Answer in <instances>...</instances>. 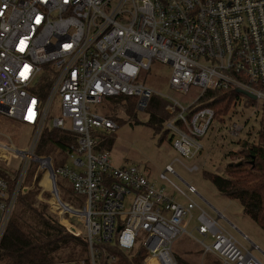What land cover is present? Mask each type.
Returning <instances> with one entry per match:
<instances>
[{
  "label": "built area",
  "instance_id": "obj_1",
  "mask_svg": "<svg viewBox=\"0 0 264 264\" xmlns=\"http://www.w3.org/2000/svg\"><path fill=\"white\" fill-rule=\"evenodd\" d=\"M154 63L170 67L177 93L198 88V100L185 107L145 85L143 73ZM214 88L255 96L240 94V104L262 100V109L264 0H0V126L18 123L31 134L21 148L0 129V249L20 199L39 184L62 217L81 223L88 243V259L51 264H179L175 243L194 236V220L205 256L262 264L253 255L258 247L244 250L218 220L204 211L194 216L195 204L164 196L140 169L114 166L111 153L97 147L96 133H113L118 124L96 107L127 97L145 112L156 96L167 103L165 129L175 151L197 158L215 121L201 102ZM47 129L75 138L57 167L61 150L37 154ZM242 131L230 129L236 138ZM167 173L175 174L173 165ZM59 178L81 198L76 207L63 202Z\"/></svg>",
  "mask_w": 264,
  "mask_h": 264
},
{
  "label": "rangeland",
  "instance_id": "obj_2",
  "mask_svg": "<svg viewBox=\"0 0 264 264\" xmlns=\"http://www.w3.org/2000/svg\"><path fill=\"white\" fill-rule=\"evenodd\" d=\"M151 69L150 72L143 73V77L146 80L145 85L155 93L164 96L166 99L176 100L185 107L198 100L200 91L196 87H192L187 95H181L172 89L169 83L171 75L169 66L154 63ZM262 104V100H258L255 106L250 107L245 106L244 103L240 104L235 108L234 114L230 116L226 123L222 124L214 121L212 129L201 141L204 145L203 152L193 160L180 157L169 141L171 139L170 134L165 138L163 134H157L154 129L150 128L148 126L149 116L146 113L137 112L139 123L136 125L134 122H130L128 115L119 107L120 111L116 116L120 127L114 134L115 142L110 152V161L116 167L135 166L140 169L154 187L163 192L164 196L173 198L176 202L178 201V203L184 205L189 202L195 204L197 211L202 209L213 219L218 220V225L233 237L241 248L248 251L251 249V245L258 247L260 252L255 251L253 255L259 262L264 264V230H261L250 217L243 214L240 203L223 197L205 177L206 174L224 176L225 168L238 161L234 155L241 151L238 141H244L247 137L253 142L256 140L260 129L259 121ZM95 109L104 114L109 112L108 109L106 110L102 106ZM58 114L59 112H57ZM234 126L243 129L237 138L233 137L230 132L231 127ZM18 128V125L15 126L8 121L3 122L0 126L1 130L11 134L16 145L27 148L31 138L30 131L23 126L20 129ZM229 154H233V156L228 157ZM56 155L57 151L52 154V156ZM177 158L181 159L184 164L174 163ZM170 165H173L177 175L167 173V168ZM187 166H196L198 172H189ZM44 186L50 188V178L45 180ZM190 186L196 189L197 193L195 195L189 194L188 187ZM36 187L40 188L41 191L36 197L35 204L37 206L40 203L48 204L55 216H58L59 222L63 226H69L66 218L61 215L62 211L51 206L52 193L48 190H42L39 184L30 192H34ZM58 188L62 200L65 198L74 207H76V203H80L81 198L74 196L67 180L59 178ZM46 194H51V199H46ZM18 209H16L13 216H16L19 212ZM193 215L196 216V212ZM80 224L76 223L77 226ZM196 224L197 221L194 220L188 226V232H191L194 235L193 237L187 234L175 243L174 250L177 257L189 264H218L219 261L212 254L205 256L203 249L200 248L198 240L202 238L194 230ZM207 242L210 244L212 241ZM11 263L12 258L9 257L6 260L4 258L3 264Z\"/></svg>",
  "mask_w": 264,
  "mask_h": 264
},
{
  "label": "trees",
  "instance_id": "obj_3",
  "mask_svg": "<svg viewBox=\"0 0 264 264\" xmlns=\"http://www.w3.org/2000/svg\"><path fill=\"white\" fill-rule=\"evenodd\" d=\"M241 100L242 97L235 90L214 88L206 92L201 103L203 107L214 110L215 121L224 124L234 114ZM137 102L135 98H109L104 105L106 110H109L106 116L112 118L119 128L116 115L120 107L128 115L130 122L137 125L139 123ZM244 104L247 107L255 106V102L251 100ZM166 106L164 100L154 96L144 112L149 116L148 126L157 134H163L165 138L169 134L165 124L170 118L165 111ZM17 125L20 129L21 125L18 123ZM259 126L254 142L248 137L244 141H238L241 151L234 154L238 161L225 168L224 176L206 174L205 177L223 197L240 203L243 214L264 230V105L260 113ZM114 134L115 132H97L98 150L111 152L115 142ZM169 141L172 143V138ZM74 143L75 138L72 136L47 129L43 131L39 140L37 154L48 156L61 150L60 156L55 160L57 167L65 158L68 146ZM231 155L233 156L229 154L228 157ZM47 178L48 176L45 175L43 185ZM40 191L41 189L36 187L34 192H28L20 199L19 209L17 208L19 212L9 224L0 252L12 258V264L77 263L88 259V243L82 225L77 226V220L66 214L65 218L70 225L63 226L48 204L40 203L37 206L36 197ZM45 196L46 199H51V194ZM63 202L70 204L65 198ZM177 258L179 264H188Z\"/></svg>",
  "mask_w": 264,
  "mask_h": 264
},
{
  "label": "crops",
  "instance_id": "obj_4",
  "mask_svg": "<svg viewBox=\"0 0 264 264\" xmlns=\"http://www.w3.org/2000/svg\"><path fill=\"white\" fill-rule=\"evenodd\" d=\"M173 199V198H172ZM174 200V199H173ZM175 201V200H174ZM177 203H178V201H177ZM179 204H181V203H179ZM187 204V203H186ZM182 205H184V204H182ZM197 208V207H196ZM202 211V209L200 210V211H197L196 209H195V211L194 212H196V216H198L199 214H200V212ZM210 216V215H209ZM211 218H212V216H210ZM4 258H5V260L6 259H8L9 257L7 256V255H2V257L0 258V260H1V263L0 264H3V262H4ZM188 263V262H187ZM12 264V263H11ZM189 264V263H188Z\"/></svg>",
  "mask_w": 264,
  "mask_h": 264
},
{
  "label": "water",
  "instance_id": "obj_5",
  "mask_svg": "<svg viewBox=\"0 0 264 264\" xmlns=\"http://www.w3.org/2000/svg\"><path fill=\"white\" fill-rule=\"evenodd\" d=\"M239 94H241V95H247V96H249L250 98L256 100V97H255V96L249 95V94H247V93H245V92L239 91Z\"/></svg>",
  "mask_w": 264,
  "mask_h": 264
}]
</instances>
